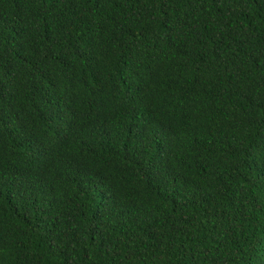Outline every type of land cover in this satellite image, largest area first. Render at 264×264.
Instances as JSON below:
<instances>
[{"label":"trees","instance_id":"trees-1","mask_svg":"<svg viewBox=\"0 0 264 264\" xmlns=\"http://www.w3.org/2000/svg\"><path fill=\"white\" fill-rule=\"evenodd\" d=\"M0 264H264V0H0Z\"/></svg>","mask_w":264,"mask_h":264}]
</instances>
